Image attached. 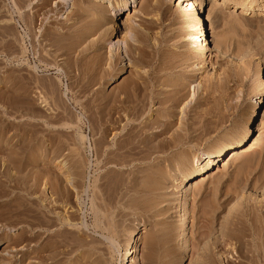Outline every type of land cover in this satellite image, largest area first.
Here are the masks:
<instances>
[{"label": "rangeland", "instance_id": "rangeland-1", "mask_svg": "<svg viewBox=\"0 0 264 264\" xmlns=\"http://www.w3.org/2000/svg\"><path fill=\"white\" fill-rule=\"evenodd\" d=\"M156 1L0 0V264H37L38 248L42 256L50 250L55 253L52 261L44 258L40 264H124V255L128 264L168 260L171 264H258L246 248L257 242L258 230H254L258 227L252 228L251 223L258 220V204L264 199V116L256 117L250 126L242 157L223 166L213 164L210 175L192 194L186 191L189 181H180L186 165L169 159L187 153L193 160L230 139L254 100H260L264 111L259 84L264 72V12L241 13L237 5L244 0H206L200 13L208 41L215 33L225 40L216 48L212 42L201 46L194 0ZM213 8L218 9L217 19L208 16ZM167 57L174 58L177 74L167 76L168 70H162L159 77L165 75L163 80L181 87L184 83L187 96L179 105L170 106L175 107L170 120L155 111L157 103H151L135 122L136 145L128 147L125 112L109 109L100 114L97 98L102 91L113 97L131 80L140 82ZM200 57L203 66L196 69ZM166 85H159L164 94L180 89ZM155 114L171 125L168 132L149 136L151 142L171 140L174 132L183 137L190 132L189 139L182 137L181 144L161 149L158 142L159 149L151 143L156 151L142 145V137L158 129L155 125L143 128L142 121L150 125L158 117ZM123 143L126 148H121ZM139 149L144 152L140 154ZM151 170L154 173H148ZM136 180L143 182L141 190ZM139 193L148 196L145 199ZM126 194L144 201L137 203L132 196L136 206H131L134 200ZM140 203H148L143 205L148 209L139 207ZM47 206L53 209L46 218L36 213H43ZM183 209V238L190 249L197 248L195 256L189 248L179 250L169 230ZM262 213L264 226V209ZM39 217L45 227H37ZM37 230L42 239L36 242ZM162 231L165 237L161 239Z\"/></svg>", "mask_w": 264, "mask_h": 264}, {"label": "bare ground", "instance_id": "bare-ground-1", "mask_svg": "<svg viewBox=\"0 0 264 264\" xmlns=\"http://www.w3.org/2000/svg\"><path fill=\"white\" fill-rule=\"evenodd\" d=\"M159 0H157L156 2H158ZM195 2H196V6L195 7H198V9H196L197 11H195V30H197V35H198V37H202L201 39H200V42L201 41H203V45H201V43H200V45L201 46H208L209 45V42H212V44H213V46H215L216 48L217 47H219L222 43H223V40H224V38L222 37V39H221V35H218V33H215V34H211V39H210V41H208V36H207V29H206V24L204 23V18H202L201 17V13H200V9H203V11H204V8H203V6H204V2L206 1V0H194ZM224 1H226V0H222V2H224ZM132 2H134V0H132ZM162 2V1H161ZM238 4V3H237ZM125 6L127 5V3H126V1H125V4H124ZM158 5H159V3H158ZM124 6V7H125ZM155 6V5H154ZM216 7V6H215ZM237 8H239L240 9V11H241V13L243 12V13H248V12H252L253 10H255V9H259L260 11L259 12H264V0H248V1H241L238 5H237ZM194 9V8H193ZM214 9V8H213ZM210 10V11H208V16L210 17V16H212L211 18H216L217 19V17H218V12H217V10ZM32 11V10H31ZM208 16H207V18H208ZM206 18V19H207ZM88 22V21H87ZM210 30V29H209ZM196 34V33H195ZM134 36V35H133ZM72 38V37H71ZM85 39V38H84ZM104 40V39H103ZM225 41V40H224ZM131 43V42H130ZM146 45V44H145ZM135 47V46H134ZM225 47V46H224ZM131 48H133V46L131 47ZM128 49H130V48H128ZM140 49V48H139ZM237 49V48H236ZM131 50H133V49H131ZM140 50H142V49H140ZM66 51V50H65ZM130 51V50H129ZM143 51H144V49H143ZM57 52V51H56ZM198 52V51H197ZM142 53H144V52H142V51H140V55H142ZM171 53V52H170ZM235 53V52H234ZM240 53V52H239ZM162 54L164 55V52H162ZM185 53H183V56H185L186 57V55H188L189 54V52H188V54H185ZM190 54H191V52H190ZM189 54V55H190ZM139 55V56H140ZM195 56L194 57H198V56H196V54H194ZM143 56V55H142ZM142 56H140V57H142ZM165 56V55H164ZM172 56V55H171ZM192 56V55H191ZM128 57V56H127ZM133 57V56H132ZM163 57V56H162ZM170 57V56H169ZM175 57V56H174ZM193 57V58H194ZM203 57V56H202ZM202 57H200L199 58V63H198V66H197V68L196 69H198V68H201L203 65L201 64V62H202V60H203V58ZM120 58H122V57H120ZM137 58V57H136ZM145 58V57H144ZM153 58V57H152ZM168 58V57H167ZM171 58V57H170ZM184 58V57H183ZM189 58H190V56H189ZM139 59V58H138ZM147 59V58H146ZM151 59V58H150ZM166 59V58H165ZM164 59V61L163 60H161L160 62V64L159 65H156L157 67H152L151 69L152 70H150V72L148 73V75L144 78V79H140V82H138V79L137 80H131L130 81V83L128 84V85H125V86H120L119 88H118V91L115 93V94H113L112 96L113 97H111V98H108L106 95L107 94H104L103 93V91L101 92V94H100V96H98L99 98H97L98 100V108H99V112H100V114H104L107 110H109V109H113L114 111H116L117 113H119L120 111H124L125 112V116H127V118H128V122L126 121V129H127V132L125 131V134H127V138H126V140H127V142H126V145L128 144V147H130L129 145H134L135 144V140H136V137H137V135H135V133L136 132H138V131H134V129L136 128V124L137 123H135L136 121H138V120H140L141 118H142V116H143V114H144V112L148 109L149 110V108H150V104L152 103L153 104V102H155V103H157V107H155V111H161V116L163 115H166V117H167V119H169L170 120V118L171 117H173L172 115H173V113H174V109H175V107L174 108H172V107H170V106H176V105H179L180 103H182L181 101L182 100H184V98H186V96H187V93L184 91L186 88H185V86H183V84L181 83V85H182V87L177 83V84H172V81L170 80V83H169V81H167V78L166 79H164L163 80V77L165 76H163L162 77V79H161V77H159V75L160 74H162L161 73V71L162 70H168V71H166L167 73H165V74H167V76L169 75V74H171V76H172V74H177L176 72H177V66H176V64H174V62L173 61H175V60H172V59H174L173 57H172V59H166L165 60ZM191 59L192 58H190V61H191ZM135 60H137V59H135ZM159 60H160V58H159ZM132 61V60H131ZM138 61V60H137ZM139 61H141L142 62V60L140 59ZM136 62V61H135ZM103 63V62H102ZM112 63V62H111ZM176 63V62H175ZM142 64V63H141ZM133 65V64H132ZM260 71V70H259ZM226 73H228V72H226ZM24 74V73H23ZM229 75H230V73H229ZM228 75V76H229ZM260 75H261V80H260V88H262V92H263V94H264V72H263V70L261 71V73H260ZM185 76V75H184ZM128 77V76H127ZM140 77H142L141 75H140ZM139 77V78H140ZM187 77V76H186ZM159 78L161 79V80H163L162 82L159 80ZM170 79V78H169ZM172 79V78H171ZM130 80V79H129ZM173 80V79H172ZM167 82V83H166ZM173 82H175V81H173ZM106 83V82H105ZM126 84V83H125ZM164 84H167L166 86H172V85H177V86H180V87H178V89L179 90H176V91H173V93H169V92H165V94L162 92L163 90L162 89H160V87H159V85H164ZM104 85V84H103ZM185 85V84H184ZM176 86V87H177ZM174 87V86H173ZM176 87H174L175 89H177ZM210 87V86H209ZM172 88V87H171ZM185 88V89H184ZM173 89V88H172ZM223 89V88H222ZM101 90V89H100ZM104 90V89H103ZM169 93V94H168ZM57 96V95H56ZM110 97V96H109ZM254 102L255 103H253V104H251L250 105V109H249V111H247L246 113H245V115H244V113H243V115L245 116H243L242 118L244 119V122L243 123H241V125H239V126H237L235 129H234V131H233V133L231 134V138L230 139H227V140H225L224 142H220V144H218V146L216 145L215 147H213V148H211V149H209V150H207V151H205V152H203V153H201V155L199 156H196L193 160H192V158L190 159V157L187 155V153H186V156H174L173 158H171V159H169V161H171V162H173V163H177V165H178V163L179 164H181V165H186V167H185V170L182 172V174L180 175V181L181 182H184V181H189L187 184V189H186V191L188 190V189H190V191H191V194L192 193H194V190H197L195 187H199L200 186V184H201V182H203V180H204V178L205 177H208L209 175H210V170H212V165L213 164H216V163H222L221 165L223 166L224 164L226 165L227 163H228V160H230V159H235V158H238V156H240V157H242V153L244 152V141H245V139H246V134L248 133V130H249V128H251L250 126L252 125V123H254V119L256 118V117H259V116H264V111H261L260 109L263 107V105H261L260 107H259V102H260V100L259 99H256V100H254ZM20 103V102H19ZM168 103V104H167ZM32 104V103H31ZM204 104V103H203ZM263 104V103H262ZM209 107V106H208ZM173 109V110H172ZM177 109V108H176ZM175 111H177V110H175ZM260 111L262 112L261 113V115L259 114L260 113ZM111 112V111H110ZM113 114V113H112ZM158 114V113H157ZM157 114H155L156 116H158ZM108 115V114H107ZM104 116V115H103ZM109 116V115H108ZM119 117L121 116L120 114L118 115ZM160 115L158 116V117H156L152 122H151V124L150 125H147L146 124V121L144 120V121H142V126H143V128H145V127H149V128H153L154 127V125H155V128H157L158 127V129L157 130H155V131H153V132H151L150 133V135H146L145 133V135H144V137H142V142H141V144L143 143V144H145V146L147 145V147L149 146V148H151V149H153L154 148V145H155V147H157V142H158V145H160V149L162 148V147H164L165 145H169V147H170V145H172V144H176V143H180L181 144V142H182V137H183V134L181 135L180 134V132H174V133H176V134H173L172 133V138H171V140H159V141H157V142H155V144L153 143V142H151V141H153L152 139H151V141H150V138H149V136H151V135H154V137L156 136V137H158L157 135H162V134H164V132H166L167 131V129L169 128V124L171 125V123L170 122H164V121H162V117H161ZM168 117H170V118H168ZM108 118V117H107ZM117 118V117H116ZM104 119V118H103ZM111 120V119H110ZM121 121V120H120ZM172 121V120H171ZM206 122V121H205ZM207 123H208V121H207ZM206 123V124H207ZM106 124V123H105ZM182 124H184L185 125V123L184 122H182ZM210 124V123H209ZM101 125V124H100ZM99 125V126H100ZM116 125V124H115ZM197 125V124H196ZM140 127V126H139ZM188 128V127H187ZM211 127L209 126L208 127V129H210ZM104 129H106V127L104 128ZM189 130V129H188ZM91 131V130H90ZM104 131V130H103ZM106 131L107 130H105V133H106ZM186 132L185 133H187V130H185ZM145 132V131H144ZM168 132V131H167ZM182 132V131H181ZM141 133H143V132H141ZM189 134H191L190 132L189 133H187V135H185V136H187V138L189 139ZM145 136H146V138H145ZM147 136H148V138H147ZM184 136V137H185ZM103 137V136H102ZM120 137V136H119ZM161 137V136H160ZM183 137V138H184ZM140 138V137H139ZM155 140V139H154ZM107 141V140H106ZM123 141H125L124 140V138H123ZM122 141V142H123ZM121 142V143H122ZM87 143V142H86ZM154 144V145H152V144ZM119 144H120V141H119ZM142 144V145H143ZM150 144V145H149ZM124 143L122 144V145H120L121 146V148L122 147H125L126 145H124ZM136 145V144H135ZM151 145H152V147H151ZM179 145V144H178ZM162 146V147H161ZM104 147V146H103ZM140 147H142V146H140ZM139 147V148H140ZM146 147V148H147ZM166 147H168V146H165V148ZM114 148V147H113ZM116 148H119V146L118 147H116ZM120 148V149H121ZM126 148V147H125ZM143 148H145V147H143ZM158 148V147H157ZM112 149V148H111ZM120 149H119V151H120ZM134 149V148H133ZM135 149H136V147H135ZM148 149V148H147ZM146 149V150H147ZM155 149V151H156V148H154ZM159 149V148H158ZM114 150H116V149H113V151ZM128 149H126L125 151H127ZM132 150V149H131ZM129 151V156L128 157H130V152L132 153V151ZM140 150V149H139ZM144 150V149H143ZM150 149H148L147 151H149ZM164 150V149H163ZM112 151V150H111ZM122 152H123V149L121 150ZM124 151V152H125ZM141 152H139L140 154H142V152H144V151H142V149L140 150ZM146 151V152H147ZM150 151H152V150H150ZM149 151V152H150ZM154 152V151H153ZM127 153H125L124 155L125 156H127ZM136 153V155H138L137 154V152H135ZM148 153V152H147ZM139 154V155H140ZM143 154H145V153H143ZM150 155L152 154L151 152L149 153ZM182 154V153H181ZM180 154V155H181ZM184 154V153H183ZM122 155V154H121ZM135 155V154H134ZM148 155V154H147ZM146 155V156H147ZM150 155H148L149 156V158H150ZM179 155V154H178ZM117 156H118V154H117ZM120 156V155H119ZM118 156V157H119ZM124 156V157H125ZM133 156V155H132ZM144 156V155H143ZM147 156V157H148ZM111 157H113V156H111ZM115 157V156H114ZM137 157V156H136ZM141 157V156H140ZM139 156L137 157V159L138 158H140ZM172 157V156H171ZM107 158V157H106ZM132 158V157H131ZM135 157H133V159H134ZM167 158V157H166ZM109 159H111V160H113L112 158H108V160ZM123 159V158H122ZM122 159H120V160H122ZM130 159V158H129ZM128 159V160H129ZM136 159V158H135ZM134 159V160H135ZM136 159V160H137ZM141 159H143L142 157H141ZM148 159V158H147ZM199 159H201V161L203 162L202 164H201V161H199ZM131 161H133L132 159H130ZM139 160V159H138ZM167 160V159H166ZM14 161V160H13ZM46 161V160H45ZM123 161V160H122ZM124 161H125V159H124ZM123 161V162H124ZM168 161V162H169ZM175 161V162H174ZM115 162V161H114ZM127 162H129V161H127ZM135 162V161H134ZM227 162V163H226ZM78 163V162H77ZM130 163V162H129ZM133 163V162H132ZM170 164V163H169ZM201 164V165H200ZM18 165H19V163H18ZM75 165V164H74ZM172 165V164H171ZM173 166V165H172ZM171 166V167H172ZM158 167V166H157ZM166 167V166H165ZM180 167V166H179ZM240 167V166H239ZM167 168V167H166ZM110 169V168H109ZM124 169V168H123ZM155 168H153V170H154ZM157 169H159V167L157 168ZM156 169V170H157ZM175 169H176V166H175ZM181 169V168H180ZM140 170V169H139ZM160 170V169H159ZM165 169L163 168V171H164ZM179 170V169H178ZM182 170H183V168H182ZM216 170H218L217 168H216ZM238 170H240V168L238 169ZM70 171V170H69ZM155 171V170H154ZM158 171V170H157ZM38 172H42L41 170L40 171H38ZM77 172V171H76ZM148 172V171H147ZM46 173V172H45ZM148 173H154L152 170H151V172H148ZM156 173V172H155ZM159 174H160V171L158 172ZM145 174H147V173H145ZM129 175V174H128ZM46 177V176H45ZM153 177V176H152ZM191 178L190 180H188L189 178ZM120 178V177H119ZM129 178V177H128ZM133 179V178H132ZM132 179L130 180L131 182H132ZM143 179H145V180H147L146 179V176L144 177L143 176ZM143 179H140V180H142V181H144ZM155 179V178H154ZM159 179V178H158ZM160 179H161V177H160ZM41 180V179H40ZM111 182H113V180H112V178H110L109 179ZM115 180V179H114ZM118 180V179H117ZM134 180H135V178H134ZM164 180V179H163ZM120 181H122L121 179H120ZM141 181V182H142ZM150 181V180H149ZM179 181V182H180ZM115 182H117V181H115ZM119 182V181H118ZM127 182H129V181H127ZM126 182V183H127ZM130 182V183H131ZM134 182V181H133ZM136 182H138V185L136 184V186H138V188L141 186V184L143 183H140V181H137L136 180ZM145 182V181H144ZM147 182V181H146ZM154 182V184L156 185V182L155 181H153ZM164 182V181H163ZM180 182V183H181ZM26 183V182H25ZM122 183V182H121ZM124 183V182H123ZM122 183V184H123ZM125 183V184H126ZM130 183H128V184H130ZM135 183V182H134ZM149 183V182H148ZM150 183H152V181L150 182ZM116 184V183H115ZM115 184H114V187H115ZM153 184V183H152ZM157 184H159V182L157 183ZM163 184V183H162ZM216 184V183H215ZM110 186L112 185V184H109ZM118 185V184H117ZM121 185V184H120ZM148 185H150V184H148ZM105 186H106V184H105ZM104 186V187H105ZM107 186H108V183H107ZM123 186H125V185H123ZM126 186H128L127 184H126ZM132 186V185H131ZM130 186V187H131ZM147 186V185H146ZM153 186V185H152ZM38 187V186H37ZM75 187V186H74ZM134 187V189L136 190V188H135V186H133ZM144 187V186H143ZM80 188V187H79ZM107 188V187H106ZM110 188V187H109ZM119 188V187H118ZM122 188V187H121ZM124 188H126V191L128 192V190H127V188L128 187H124ZM137 188V189H138ZM150 188H151V186H150ZM123 189V188H122ZM122 189H119V190H121L122 191ZM129 189V188H128ZM133 189V190H134ZM140 190L142 189V188H139ZM263 189V188H262ZM108 190V189H107ZM131 190H132V188H131ZM130 190V191H131ZM139 190V191H140ZM144 190V192H145V189H143ZM152 190H153V188H152ZM151 190V191H152ZM112 191V190H111ZM114 191V190H113ZM113 191H112V194H113ZM138 191V192H139ZM150 191V192H151ZM185 191V192H186ZM189 191V190H188ZM189 191V192H190ZM263 191V190H262ZM110 192V191H109ZM115 192H116V189H115ZM114 192V193H115ZM133 192V191H132ZM131 192V193H132ZM137 192V191H136ZM135 192V193H136ZM143 192V193H144ZM154 191H152V193H153ZM108 193V192H107ZM111 193V192H110ZM109 193V194H110ZM143 193H142V195L140 194V196H143V198H144V196H145V199H146V196H148L149 194V191L147 192V194L145 195H143ZM156 193V192H155ZM154 193V194H155ZM158 193V192H157ZM104 194V193H103ZM108 194V195H109ZM117 194V193H116ZM115 194V195H116ZM123 194V193H122ZM122 194H119V195H121L122 196ZM151 195V194H150ZM149 195V196H150ZM110 196H112V195H110ZM120 196V198H125V197H121ZM126 196H127V198H130L131 200L133 199L132 198V196H134V197H136V196H138V195H133L132 194V196L130 197H128V195L126 194ZM181 196H184V195H181ZM115 198H117L116 196H114ZM113 197V198H114ZM119 197V196H118ZM139 198V197H138ZM142 198V197H141ZM152 198V197H151ZM264 198V197H263ZM129 199V200H130ZM148 199V198H147ZM150 199V198H149ZM155 199H158V198H155ZM154 199V200H155ZM207 199V198H206ZM127 200V199H126ZM134 200V203H135V198L133 199ZM132 200V201H133ZM136 200H138L137 199V197H136ZM139 200H141V199H139ZM139 200H138V202L137 203H139ZM183 200H186L185 199V197H183ZM263 201H261V203L260 204H258V226H256L255 224H254V222L255 221H251L250 220V223L252 224L251 225V227L252 228H254V227H258V229H256L255 228V230L254 229H252V230H254L255 232H256V230H258L257 232H258V234H256L254 237L255 238H257L258 237V239H257V242H254V245H253V247L252 248H246V252H250L251 251V255L249 254V257L250 258H254V259H258L257 261H258V264H264V226H262V222L260 221V220H262V219H260V215L261 214H263L262 212H263V209H262V207H264V204H263V202H264V199H262ZM142 202L144 201V200H141ZM153 201V200H152ZM123 202H125L124 200H123ZM131 202V201H130ZM148 202V201H147ZM154 202V201H153ZM153 202H151V203H153ZM207 202V201H206ZM260 202V201H259ZM258 202V203H259ZM134 203L133 202H131V204L130 203H128V206H129V204L131 205V206H136V203H135V205H134ZM155 203V202H154ZM154 203L152 204V205H154ZM48 204V203H47ZM133 204V205H132ZM148 204V203H147ZM147 204L145 203V204H143V205H146L147 206ZM139 205V207H141L140 205H142V203H140V204H138ZM143 205H142V208H143ZM150 205V207H151V204H149ZM156 205V204H155ZM48 207V206H47ZM46 207V208H47ZM130 207V206H129ZM138 207V206H137ZM252 207V206H251ZM18 208V207H17ZM49 208V207H48ZM93 208V207H92ZM132 208V207H131ZM141 208V209H142ZM147 208V207H146ZM146 208H143V209H146ZM162 208V207H161ZM250 208V207H249ZM9 209V208H8ZM53 209V208H52ZM51 209V210H52ZM133 209V208H132ZM148 209V208H147ZM146 209V210H147ZM168 209V206H167V208H166V210ZM250 209H252V208H250ZM10 210V209H9ZM37 210V209H36ZM50 210V208L49 209H47V210H42V212L43 213H41V211H40V213H38V211L36 212L37 214H41V215H45V218H46V215L47 216H49L48 214L50 213L49 211H51ZM252 210H254V209H252ZM12 211H14V213L15 214H17L18 212L20 213V211L18 210V209H16V210H12ZM35 211V210H34ZM183 212H182V214L181 215H179L178 217H177V221H175V223H174V221H173V223H174V225H173V227H171V229L169 228V230H170V233H171V235L173 236V239H177V244H176V247L179 249V250H181V251H184V250H188V248H189V252H190V250H191V256H195V255H198V250H197V248L196 247H194V246H191V249H190V247H188V244H186V241H184V238H183V235H184V225H185V219H184V216H185V212H184V209L182 210ZM49 212V213H48ZM52 212V211H51ZM164 212V211H163ZM172 212V211H171ZM174 212V211H173ZM251 212V211H250ZM253 212V211H252ZM48 213V214H47ZM164 213H166V212H164ZM163 213V214H164ZM37 214L34 216L35 218H37L36 216H37ZM158 214V213H157ZM161 214V213H160ZM171 214V213H170ZM257 214V213H256ZM255 214V220L257 219V215ZM168 215V214H167ZM248 215H250V214H248ZM253 215V214H252ZM63 216V215H62ZM67 216V215H66ZM169 216V215H168ZM251 216V215H250ZM32 217V216H31ZM34 217H33V219H34ZM41 217H43V216H41ZM41 217H39L40 218V220H39V222H37L36 224H37V227L39 226V228H41L42 227V225H43V227H45L44 226V222L45 221H42L41 220ZM68 217H70V216H68ZM253 217V216H252ZM252 217H251V219H252ZM262 217V216H261ZM51 218V217H50ZM20 219V218H19ZM61 219H62V217H61ZM63 219H67V217L66 218H64V216H63ZM254 219V218H253ZM252 219V220H253ZM35 220V219H34ZM37 220V219H36ZM35 220V221H36ZM46 220V219H45ZM52 220V219H51ZM63 222H64V220H62ZM68 220H66V222H67ZM256 221V222H257ZM49 222H50V220H49ZM231 222V221H230ZM239 222H240V220H239ZM255 222V223H256ZM69 223V222H68ZM35 224V225H36ZM69 224H71V223H69ZM167 224V223H166ZM6 225V224H5ZM17 225V224H16ZM46 225V224H45ZM49 226H50V223L48 224ZM52 225V224H51ZM153 225V224H152ZM233 225H234V223H233ZM169 226H171V225H169ZM235 226V225H234ZM246 226H247V224H246ZM54 227V226H53ZM245 227V226H244ZM52 228V227H51ZM166 228V227H165ZM242 228V227H241ZM43 229V228H42ZM41 229V230H42ZM164 229V227L162 228V230ZM40 230V229H39ZM39 230H37V233H36V237H34L35 238V240L36 239H38L39 237H40V239H42L41 237H42V235H41V231H39ZM47 230H49V228L46 226V231ZM51 230V229H50ZM49 230V231H50ZM169 230H168V232H169ZM249 230V229H248ZM36 231V230H35ZM67 231V230H66ZM78 231V230H77ZM224 231V230H223ZM51 232V231H50ZM49 232V233H50ZM131 232V231H130ZM164 231H162V236L164 235V233H163ZM237 232V231H236ZM239 232V231H238ZM58 233V232H57ZM60 233V232H59ZM67 233V232H66ZM69 233V232H68ZM72 233V232H71ZM79 233V232H78ZM52 235H53V233H51ZM229 234V233H228ZM41 235V236H40ZM50 234H48V236H49ZM171 235H170V238H171ZM241 235V234H240ZM69 236V235H68ZM157 236V235H156ZM81 237V236H80ZM165 237V235L163 236V237H158V238H164ZM175 237V238H174ZM237 237V236H236ZM253 237V236H252ZM49 239H51V238H53L52 236H51V238H50V236L48 237ZM70 238V237H69ZM150 238V237H149ZM152 238H153V236H152ZM161 239L159 240V243H160V241H161ZM173 239H171V240H173ZM39 240V239H38ZM46 240V239H45ZM152 240V239H151ZM151 240H149V241H151ZM256 240V239H255ZM51 241V240H50ZM50 241H48V242H50ZM176 241V240H175ZM237 241V240H236ZM253 241V240H252ZM36 242H37V240H36ZM148 242V241H147ZM156 242H158V241H156ZM238 242V241H237ZM243 242V241H242ZM249 242H251V240L249 241ZM39 243V242H38ZM37 243V244H38ZM43 243V242H42ZM149 243V242H148ZM155 243V242H154ZM165 243V242H164ZM163 243V244H164ZM240 243V242H239ZM253 243V242H252ZM52 244H53V242H52ZM68 244V243H67ZM128 244V243H127ZM151 244V243H150ZM150 244H148V245H150ZM157 244V243H156ZM155 244V245H156ZM242 244V243H241ZM248 244H250V245H252L251 243H247V245ZM51 245V244H50ZM54 245V244H53ZM52 245V246H53ZM70 245V244H69ZM145 245V244H144ZM250 245H248V246H250ZM40 246V245H39ZM78 246V245H77ZM82 246V245H81ZM154 246V245H153ZM247 246V247H248ZM44 247V246H43ZM42 247V248H43ZM55 247V246H54ZM71 247H73V246H71ZM157 247V246H156ZM169 247V246H168ZM45 248V247H44ZM46 248H47V246H46ZM49 248V247H48ZM52 248V247H51ZM60 248V247H59ZM68 248V247H67ZM37 249V248H36ZM66 249V248H65ZM85 249V248H84ZM158 249V248H157ZM171 248H169V250H170ZM35 250V249H34ZM46 250V249H45ZM53 250V249H52ZM96 250V249H95ZM101 250V249H100ZM36 252H37V255L39 254V256L38 257H36V258H38V262H37V264H40L39 262H42V259H44V258H46L48 261H52L53 260V258L55 257L54 255H55V253L54 254H52V251L50 250V252H51V254H50V252L47 254L46 252V254L45 255H43L42 256V254H43V252H42V254L40 255V253H41V249L40 248H38V251L37 250H35ZM55 251V250H54ZM61 251V250H60ZM96 251H98V250H96ZM153 251V250H152ZM158 251V250H157ZM157 251H155V252H157ZM167 251H168V249H167ZM32 252H33V250H32ZM31 252V253H32ZM48 252V251H47ZM97 253V252H96ZM102 253V252H101ZM33 254V253H32ZM59 254V253H58ZM69 254V253H68ZM80 254H81V252H80ZM94 254H95V252H94ZM152 254V253H151ZM9 255V254H8ZM14 255V254H13ZM60 255V254H59ZM83 255V254H82ZM81 255V256H82ZM36 256V255H35ZM84 256V255H83ZM96 256V255H95ZM94 256V257H95ZM166 256V255H165ZM89 257H91V255L89 256ZM96 257H98V255L96 256ZM152 257V256H151ZM163 257V256H162ZM161 257V258H162ZM8 258V257H7ZM59 258V257H58ZM61 258V257H60ZM247 258V257H246ZM249 258V260L251 261L252 259H250ZM46 259H45V261H46ZM123 260H124V264H128V262H129V259L126 257V255H124L123 256V258H122ZM145 259V258H144ZM57 260V259H56ZM61 260V259H60ZM95 260H98L97 258H95ZM98 261H100V260H98ZM165 261V260H164ZM59 262V261H58ZM171 262V261H170ZM169 262V260L165 263V264H169L170 263ZM251 262H253V261H251ZM96 263V262H95ZM98 263H101V261L100 262H98ZM98 263H96V264H98ZM152 263V262H151ZM163 262L161 263V264H164ZM35 264H36V262H35ZM42 264V263H41ZM53 264V263H52ZM89 264V263H88ZM91 264V263H90ZM93 264V263H92ZM154 264V263H153ZM171 264V263H170ZM253 264V263H252Z\"/></svg>", "mask_w": 264, "mask_h": 264}]
</instances>
